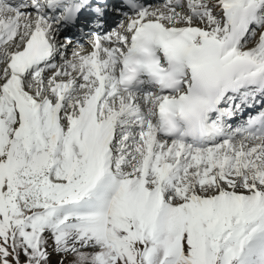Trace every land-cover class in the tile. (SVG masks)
<instances>
[{"label":"snow or ice","instance_id":"6c2138e0","mask_svg":"<svg viewBox=\"0 0 264 264\" xmlns=\"http://www.w3.org/2000/svg\"><path fill=\"white\" fill-rule=\"evenodd\" d=\"M53 256L264 264V0H0V264Z\"/></svg>","mask_w":264,"mask_h":264},{"label":"rangeland","instance_id":"374dc122","mask_svg":"<svg viewBox=\"0 0 264 264\" xmlns=\"http://www.w3.org/2000/svg\"><path fill=\"white\" fill-rule=\"evenodd\" d=\"M71 50H73V49L72 48H69V50L67 52V55H68L69 58H71V56H72V51ZM52 259H53V262L55 264V261L57 260V257L53 256Z\"/></svg>","mask_w":264,"mask_h":264},{"label":"bare ground","instance_id":"6f19581e","mask_svg":"<svg viewBox=\"0 0 264 264\" xmlns=\"http://www.w3.org/2000/svg\"><path fill=\"white\" fill-rule=\"evenodd\" d=\"M83 44H84V46H85V50L87 51V50H88V49H87L88 41H83Z\"/></svg>","mask_w":264,"mask_h":264}]
</instances>
